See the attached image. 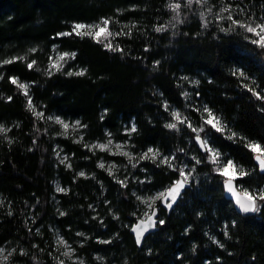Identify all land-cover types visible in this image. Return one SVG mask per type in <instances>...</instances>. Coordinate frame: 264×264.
Masks as SVG:
<instances>
[{"label": "trees", "instance_id": "16d2710c", "mask_svg": "<svg viewBox=\"0 0 264 264\" xmlns=\"http://www.w3.org/2000/svg\"><path fill=\"white\" fill-rule=\"evenodd\" d=\"M104 21L103 38L73 32ZM262 23L264 0H0V264H69L57 233L84 264H264V201L238 212L217 170L232 160L247 173L239 187L264 192L247 147H264V48L241 26ZM55 48L71 54L59 69ZM175 108L186 123L170 129ZM56 116L78 119L82 136ZM109 133L127 155L92 146ZM185 163L190 180L171 208L157 201L158 228L138 245L139 195L172 186Z\"/></svg>", "mask_w": 264, "mask_h": 264}, {"label": "snow or ice", "instance_id": "6c2138e0", "mask_svg": "<svg viewBox=\"0 0 264 264\" xmlns=\"http://www.w3.org/2000/svg\"><path fill=\"white\" fill-rule=\"evenodd\" d=\"M192 0H189V3H191ZM174 10H178L180 8L179 4L173 5L172 6ZM108 21H104V24L107 25ZM234 23H238L236 21H234ZM242 27L246 28V31L249 33H253L255 34L257 37H259L258 40H253L252 43L253 44H257L259 45V47L264 48V23L256 25L255 27L252 25H241ZM93 26H86L84 24H76L73 28V32H75L76 35H91V32H82L81 30L85 29V28H89L91 29ZM259 29V30H257ZM158 31L162 30V29H157ZM106 29L105 28H101L99 32H96L95 35L97 37H99L101 32H105ZM71 33L68 34H62V35H70ZM110 34V33H109ZM110 47V45H109ZM68 54L65 53L63 56H61V60L64 59L65 56H67ZM11 61H8V63H10ZM29 67H32V65L30 64ZM53 67H56L57 69H59L60 65L59 64H55L53 65ZM83 73H78V75H82ZM239 75L243 76L244 73L240 72ZM13 83H18L16 79L12 80ZM20 88L25 90V95H27V85L25 84H19L18 85ZM252 89H249V91H251ZM262 99H264V97H261ZM29 106H31V100L29 99ZM205 111L208 112L209 115V119L206 120V123L208 125H211L213 128L216 129V131H223V127L220 124V121L211 113L210 110L205 109ZM39 115V114H38ZM173 116L176 118L177 121H180L181 123H183V121H181L180 118V113L178 112H174ZM59 123L63 124L64 128L67 129L68 128V124H65L63 121H58ZM166 127L170 128V129H177V124L176 123H170L165 125ZM189 127H191V125L189 124ZM135 130V128L133 127V131ZM194 132H199V131H203V128L201 129H192ZM0 131H4V129L2 127H0ZM233 136H235L236 134L233 133ZM196 139L198 141H200L201 143V147L205 149V151L210 153L209 159L212 163H218L219 161V157H220V153L218 150L212 148L211 146H209L207 140H201L200 136L197 135ZM99 147H101L102 149L105 148V145H100ZM119 147V146H118ZM247 147H249L251 149L252 152L256 153V160L259 161L260 163V167L262 169H264V147H262L259 143H249L247 145ZM149 153L152 154V157H149L148 154H145L144 158H154L158 153L153 151L152 149H149ZM124 155H127V153H123ZM165 162L167 163L168 160L167 158H165ZM199 162V161H197ZM101 167H103V165H100ZM220 174L222 176L227 177L228 179L225 181L226 183V187H227V191L232 193L234 196H236V203L239 205L240 209L245 212V213H249V212H258L260 210L259 205L257 204V200L260 201H264V192H261L257 195L245 192L244 193V197L241 198L240 196H238L236 194L235 191V187H234V180L237 179L238 177H242L247 175V173H245L243 170H238L237 165H235L233 163V161L229 160L227 161V163L222 167L217 169ZM80 175H84L83 172L80 173ZM181 175L184 176V179L177 181L176 184L174 186H172L170 189L167 190V192H162L160 193L158 196H156L154 199H164L165 201L168 200V198H171V203H167V207L171 208L172 204L175 203L177 197L180 195L181 190L185 187V185L188 183V176L185 175L183 173V171H181ZM121 184H123V181L120 182ZM59 191H64V189L62 188H58ZM147 203V201H145ZM153 215H155V213H153ZM160 223L163 224L164 221L160 220ZM149 227H155V221L152 220L151 217H149V223L145 224V222H141V224L136 225V228L134 229V231L136 232V236H137V242L140 241V239L143 237L144 232L148 230ZM65 255H67V253H65ZM0 258H2L3 261H7L8 257L4 255V250L0 249Z\"/></svg>", "mask_w": 264, "mask_h": 264}, {"label": "rangeland", "instance_id": "374dc122", "mask_svg": "<svg viewBox=\"0 0 264 264\" xmlns=\"http://www.w3.org/2000/svg\"><path fill=\"white\" fill-rule=\"evenodd\" d=\"M76 24H84L86 26H93L91 29L85 28V29H83L81 31L82 32H86V33L87 32H91L94 35H95L96 32H99L101 28H105L106 31L105 32H101L100 35H99V38H103V37H105L107 35V25H105L103 23H76ZM65 53H67L68 55L65 56L63 60H61L60 59L61 56H63ZM70 55L71 54L69 52H63V51H60V50H58V49L55 48L54 53H53V63L59 64L60 66H62L68 60V58L70 57ZM174 112L180 113V111L178 109H176V108L173 110V113ZM213 115L219 120L218 116H216L215 114H213ZM180 118H181V121H183V123H181L180 121L177 122L176 124H177V127L178 128H181L183 126V124L186 123V120H185L184 116L181 115V113H180ZM55 119L57 121H63L65 124H68V128L65 129L64 126H63V124L60 123L62 125V128L64 129V131L69 132L76 139H79L82 136V131H81L82 125H81V123H80V121L78 119L69 120V119H64L63 117H60V116H56ZM175 120H176V118H175ZM189 121H190V123L192 125V129L193 128H195V129H201V128H203L204 129L205 126H206V124H204V123H201L199 125L194 124V122H193V120L191 118L189 119ZM132 126H134V124ZM123 131L124 132H129L130 131V128L128 126H125ZM196 135L202 136L203 140H207L209 146H211L213 148V146L211 145V142H210L209 138L205 137L201 133V131L195 132V136ZM125 143L126 142H124V141H122L120 139H117L116 137H114V135H112L111 133H109L108 136L104 140L96 141V142L94 141L92 143V146H96L98 148H101V147H99L100 145H105L106 147L103 148V149H107V150H109L112 153H127L128 154L129 149L126 147V144ZM149 149H152L153 151H155V149L153 147H149ZM149 149L147 150L146 154L152 155L151 153H149ZM129 156L131 157L132 154L129 153ZM209 156H210V153H209ZM59 159L62 160V161H65V162H69V157H68V155H67V153L65 151H61L59 153ZM102 164L103 165H108L112 169L115 168V167H118V165L116 164V162H109V163H107L106 161H102ZM216 168H218V166H216ZM182 171H183V173L185 175L188 176V181H189L190 178H191V174H190V171L187 170V164L186 163L183 165V170ZM122 173H126V172L125 171H122ZM225 178L226 177L224 176V179ZM182 179H184V176H182L181 179H179L178 181H180ZM176 182L172 186H174L176 184ZM172 186H169V187L164 188V189H161V190H157V191H155L153 193H142V194L139 195L140 200H141V203H142V210L144 211V215H143L142 218H144V219L147 218L152 213L154 207L157 206L156 203H157V201L159 199H154V198L156 196H158L162 192H167V190L170 189ZM58 188L65 189L59 182H57V184H56L57 191H59ZM246 191L248 193H250L247 189H246ZM59 192H61V191H59ZM145 201H147V203ZM161 201L166 206H167V203H171L172 202L171 201V198H168L167 201H165L164 199H161ZM57 237H58V240L61 242V244H62V246L64 248L65 253H67V256L70 258L69 259V264H84V261L79 256H77L75 254V250H74L72 244L69 241H67L66 238L61 233H57ZM0 249H3L4 250V255L5 256H8L9 251H8V249L6 247L2 246V247H0ZM0 259H2V258H0Z\"/></svg>", "mask_w": 264, "mask_h": 264}, {"label": "water", "instance_id": "95a60500", "mask_svg": "<svg viewBox=\"0 0 264 264\" xmlns=\"http://www.w3.org/2000/svg\"><path fill=\"white\" fill-rule=\"evenodd\" d=\"M196 137H197V135L195 136V139H196ZM200 138H201V140H203L202 136H200ZM196 141H197V145L199 146V148L201 149V151H202V152H205V149L201 147V143H200V141H198L197 139H196ZM255 157H256V155H255ZM255 160H256V158H255ZM256 162H257V164L259 165L260 170L264 172V169H262V168L260 167V163H259V161L256 160ZM227 179H228V178L226 177V178L223 180V187H224V192H225V196H226V198L229 199L230 201H232V202L234 203L235 208L237 209L238 212H240V213H242V214H245V215H246V214H253V213H255V212L245 213V212H243V211L240 209L239 205L236 203V196H234L232 193H230V192L227 191V187H226V183H225V181H226ZM233 183H234V187H235L236 194H237L238 196H240L241 198H243V197H244V193H245L246 191L243 190V189H241V188L239 187L238 182H237L236 179L234 180ZM257 204L259 205V201H258V200H257ZM153 213H155V215H153ZM158 216H159V207H158V206H155L154 209H153V211H152V213H151L147 218H145V219H144V218H140V219H138L135 223H133V225L131 226V231H132V233L134 234L135 239H136V241H137L136 232L134 231V229L136 228V225L141 224L142 221L145 222V224H148V223H149V217H151L152 220L155 221V227H149L148 230L144 232L143 237L140 239L139 242H137L138 245H142V243H143V241L145 240V238H146L150 233H152V232H154L155 230H157V228H158V221H159Z\"/></svg>", "mask_w": 264, "mask_h": 264}]
</instances>
